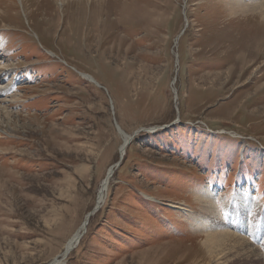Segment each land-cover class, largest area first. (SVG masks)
<instances>
[{
	"label": "rangeland",
	"instance_id": "rangeland-1",
	"mask_svg": "<svg viewBox=\"0 0 264 264\" xmlns=\"http://www.w3.org/2000/svg\"><path fill=\"white\" fill-rule=\"evenodd\" d=\"M103 1L0 0V264H260L264 0Z\"/></svg>",
	"mask_w": 264,
	"mask_h": 264
},
{
	"label": "bare ground",
	"instance_id": "bare-ground-1",
	"mask_svg": "<svg viewBox=\"0 0 264 264\" xmlns=\"http://www.w3.org/2000/svg\"><path fill=\"white\" fill-rule=\"evenodd\" d=\"M74 1H79V2L87 1V2H94V3H96V2L98 3L99 2V4H100V2L101 3L104 2L103 0H95V1L94 0H74ZM60 2H61L60 5H62V3H64L63 0H60ZM251 6H252L251 8H257V11H259V13L264 18V2L263 3L259 2V4L255 3L254 5H251ZM63 15H64V13H63ZM74 18H76V17H74ZM95 26L90 27V29L93 30V31H97L95 29ZM129 29H130V31H134L137 28L136 29L129 28ZM126 30H127V28H126ZM92 37H90V38H92ZM177 39H179V38H177ZM91 40H93V38ZM104 40H105V38H104ZM121 40H122V43L126 41V39H124V38H122ZM85 43H87V39H86ZM122 43L119 42V45H118L119 51L122 48V45H123ZM102 44L103 43H101V45ZM113 48H115V47H113ZM97 50H98V48H97ZM119 51H118V53H119ZM79 75L84 80H87V81H89L91 83H94V84H98L96 82V80L88 73L79 72ZM173 83H175V80H174ZM116 127L119 129L120 136H121V139H122L121 144L119 145V160H120V159H122L124 157V155L126 153L127 145L131 141V134L126 133L125 131L121 130V128H119V126L117 124H116ZM154 130L155 129H151L149 131H154ZM117 164H118V160L108 167L104 177L102 178V180L100 182V185H99L98 192H97V196H96L95 207L100 206L104 202V199L106 197V193H107V190H108V187H109L110 179L113 176L115 168H117ZM91 214L92 213H87L86 214V216H85L84 220L81 222V224L75 229V231L71 234V236L66 240L61 253H59V255H57L48 264H57V263L63 261L65 259V257L69 254V252L79 243L82 235L86 231V227H87V224H88V221L90 219ZM227 242H229V243H227ZM203 244L204 245L207 244V245L211 246L213 249L219 250L220 252H224V251L227 250L229 252V254H233L235 256L236 255L237 256H245L246 257V261H248V262L253 261L251 255L247 254V253H249V251H247L249 249L248 246L251 245V243L248 241L247 238H245V237H243V236H241V235H239L237 233H234V232H231V231H228V230H222V231H217L216 233H213V234L212 233L211 234H207L205 239H204ZM246 248H248V249H246ZM259 258H260V256H258V258H256L257 260H259V263L260 264H264V261H262Z\"/></svg>",
	"mask_w": 264,
	"mask_h": 264
},
{
	"label": "water",
	"instance_id": "water-1",
	"mask_svg": "<svg viewBox=\"0 0 264 264\" xmlns=\"http://www.w3.org/2000/svg\"><path fill=\"white\" fill-rule=\"evenodd\" d=\"M121 160V159H120ZM120 160L118 161V164H117V166H119V164H120Z\"/></svg>",
	"mask_w": 264,
	"mask_h": 264
}]
</instances>
